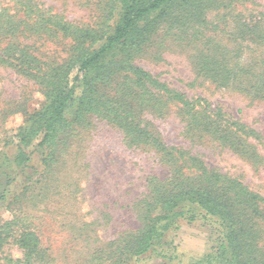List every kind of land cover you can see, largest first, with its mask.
Returning a JSON list of instances; mask_svg holds the SVG:
<instances>
[{"label":"rangeland","instance_id":"1","mask_svg":"<svg viewBox=\"0 0 264 264\" xmlns=\"http://www.w3.org/2000/svg\"><path fill=\"white\" fill-rule=\"evenodd\" d=\"M120 11V0H0V167L26 154L0 200V264H264V0L170 4L110 54L119 72L92 107L66 113L49 144L21 142ZM232 181L258 200L230 218L182 199ZM168 202L170 225L133 256L130 241L165 224ZM230 219L248 238L225 254Z\"/></svg>","mask_w":264,"mask_h":264},{"label":"trees","instance_id":"2","mask_svg":"<svg viewBox=\"0 0 264 264\" xmlns=\"http://www.w3.org/2000/svg\"><path fill=\"white\" fill-rule=\"evenodd\" d=\"M176 1L177 0H120V16L112 33L104 39V42L98 49L88 51L83 57L76 61L77 73L74 78L71 81L60 84L53 90L44 109L40 113L35 114L34 117L32 116L30 129L27 128L24 131L25 133L21 132V142L27 143L29 139H27V137H36L38 134H43L42 144H49L57 131L64 126L66 122V113L68 114L69 111L74 108L81 110L83 107H92L94 102H97L95 98L98 91L97 88L100 86L106 87L105 83L108 82L112 84L116 74L119 72L118 67L111 66L114 62H108L110 54L119 48L125 51L127 48L131 47L145 31V28L141 27V25L151 16L163 12L167 6L174 4ZM186 6L191 7L188 2H186ZM185 11L184 9L183 13ZM130 67V69L134 71V78L138 80L137 83H143L149 87L153 84L155 88L161 87V84L155 82V79L147 72L138 67ZM69 70L73 71V67ZM77 90H81L80 96L76 95ZM25 155L26 154L21 151L19 157L15 160L7 159L0 167V200L4 199L5 192L12 181L9 173L10 168H8L9 164L14 163L17 167L24 165L26 160L24 159V161L23 158H25ZM237 188H239L238 191H236ZM233 191H236L231 196L235 201L234 206L225 205L227 203L223 202L222 198L228 196ZM186 195L189 196V199H184ZM182 199L195 201L197 207L201 208L202 211H205L209 215H216L224 219V215H229V218L231 217L230 209L235 208L236 205L240 206L241 203L245 202L255 206L254 202L258 200V197L249 192L241 184L232 181L226 186L222 185L216 187V189L211 192H189L188 190L185 192ZM177 205V203L171 205L170 202L163 204V208L167 212L165 224L161 226L158 221L154 220V224H151L147 227L146 231L137 236L133 244L130 241V248L136 245L131 250L134 254L133 256L142 255L151 250L154 246L153 242L159 237L161 238L164 230L170 225L173 219L170 215ZM228 207H230V209ZM229 223L231 224H227L228 242L222 245L225 254L234 252L235 247H238L239 243H246V239L248 238L247 231L243 226L242 228L236 229V219H230ZM240 223L243 225L242 222ZM232 256L230 260L226 261L227 264H241L236 258H232ZM252 261V256L249 255L248 262ZM248 262H244V264H248Z\"/></svg>","mask_w":264,"mask_h":264}]
</instances>
